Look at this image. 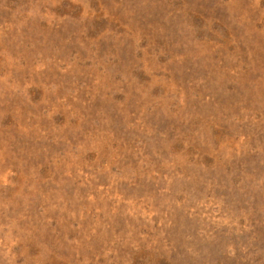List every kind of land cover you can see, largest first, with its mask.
<instances>
[{
	"label": "rangeland",
	"instance_id": "1",
	"mask_svg": "<svg viewBox=\"0 0 264 264\" xmlns=\"http://www.w3.org/2000/svg\"><path fill=\"white\" fill-rule=\"evenodd\" d=\"M0 264H264V0H0Z\"/></svg>",
	"mask_w": 264,
	"mask_h": 264
}]
</instances>
